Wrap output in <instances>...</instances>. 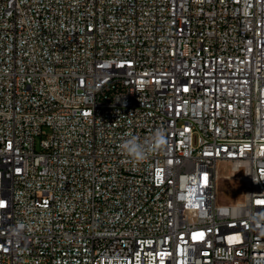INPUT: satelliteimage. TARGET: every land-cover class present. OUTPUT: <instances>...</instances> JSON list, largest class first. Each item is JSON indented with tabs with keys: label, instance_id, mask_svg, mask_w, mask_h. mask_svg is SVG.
Here are the masks:
<instances>
[{
	"label": "built area",
	"instance_id": "2783aa9c",
	"mask_svg": "<svg viewBox=\"0 0 264 264\" xmlns=\"http://www.w3.org/2000/svg\"><path fill=\"white\" fill-rule=\"evenodd\" d=\"M258 202L264 0H0V264H264Z\"/></svg>",
	"mask_w": 264,
	"mask_h": 264
},
{
	"label": "clouds",
	"instance_id": "9594fccd",
	"mask_svg": "<svg viewBox=\"0 0 264 264\" xmlns=\"http://www.w3.org/2000/svg\"><path fill=\"white\" fill-rule=\"evenodd\" d=\"M165 143V137L162 130H156L153 134L141 141V139L131 133H128L120 143V149L134 161H142L156 150L158 146ZM23 223L17 224L13 229V233L19 235L25 229Z\"/></svg>",
	"mask_w": 264,
	"mask_h": 264
},
{
	"label": "rangeland",
	"instance_id": "374dc122",
	"mask_svg": "<svg viewBox=\"0 0 264 264\" xmlns=\"http://www.w3.org/2000/svg\"><path fill=\"white\" fill-rule=\"evenodd\" d=\"M197 143V136L194 139ZM217 180V203L220 205H234L244 199L243 183L233 177L231 164L219 162Z\"/></svg>",
	"mask_w": 264,
	"mask_h": 264
},
{
	"label": "snow or ice",
	"instance_id": "6c2138e0",
	"mask_svg": "<svg viewBox=\"0 0 264 264\" xmlns=\"http://www.w3.org/2000/svg\"><path fill=\"white\" fill-rule=\"evenodd\" d=\"M258 203H264V202H258Z\"/></svg>",
	"mask_w": 264,
	"mask_h": 264
},
{
	"label": "bare ground",
	"instance_id": "6f19581e",
	"mask_svg": "<svg viewBox=\"0 0 264 264\" xmlns=\"http://www.w3.org/2000/svg\"><path fill=\"white\" fill-rule=\"evenodd\" d=\"M233 174V173H232Z\"/></svg>",
	"mask_w": 264,
	"mask_h": 264
}]
</instances>
